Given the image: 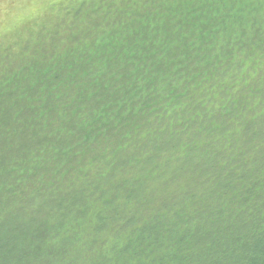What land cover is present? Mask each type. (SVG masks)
<instances>
[{
    "label": "trees",
    "instance_id": "trees-1",
    "mask_svg": "<svg viewBox=\"0 0 264 264\" xmlns=\"http://www.w3.org/2000/svg\"><path fill=\"white\" fill-rule=\"evenodd\" d=\"M19 30L0 264H264V0H57Z\"/></svg>",
    "mask_w": 264,
    "mask_h": 264
},
{
    "label": "rangeland",
    "instance_id": "rangeland-1",
    "mask_svg": "<svg viewBox=\"0 0 264 264\" xmlns=\"http://www.w3.org/2000/svg\"><path fill=\"white\" fill-rule=\"evenodd\" d=\"M56 1L0 0V40H6L12 30L19 32L20 27L32 20L45 18L49 5Z\"/></svg>",
    "mask_w": 264,
    "mask_h": 264
}]
</instances>
